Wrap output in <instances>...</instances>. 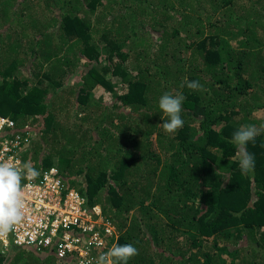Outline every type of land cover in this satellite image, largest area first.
Returning a JSON list of instances; mask_svg holds the SVG:
<instances>
[{"label": "trees", "instance_id": "trees-1", "mask_svg": "<svg viewBox=\"0 0 264 264\" xmlns=\"http://www.w3.org/2000/svg\"><path fill=\"white\" fill-rule=\"evenodd\" d=\"M260 27L264 0H0V103L36 131L23 163L56 167L99 204L114 245L138 249L128 264H264ZM106 73L127 85L110 102ZM165 93L185 98L173 134ZM249 124L255 168L242 174L231 141Z\"/></svg>", "mask_w": 264, "mask_h": 264}, {"label": "built area", "instance_id": "built-area-1", "mask_svg": "<svg viewBox=\"0 0 264 264\" xmlns=\"http://www.w3.org/2000/svg\"><path fill=\"white\" fill-rule=\"evenodd\" d=\"M32 131L0 114V161L22 165V152L30 147ZM24 217L0 238V254L9 248L31 250L71 264H97L118 238L99 204H91L76 188L67 185L56 167L34 179L22 180ZM113 241V243H112Z\"/></svg>", "mask_w": 264, "mask_h": 264}, {"label": "clouds", "instance_id": "clouds-1", "mask_svg": "<svg viewBox=\"0 0 264 264\" xmlns=\"http://www.w3.org/2000/svg\"><path fill=\"white\" fill-rule=\"evenodd\" d=\"M186 86L193 90L202 87L197 81H186ZM184 99L182 94L173 96L168 93L159 99V108L167 117L162 123V128L168 134H173L183 127L181 112ZM258 134V128L251 124L240 126L233 133L231 142L238 149L239 168L242 174L254 171L255 157L247 151V145L249 142L254 143ZM37 176L39 172L31 162H24L17 166L8 161H0V238L6 237L24 217L22 180L34 179ZM138 254V249L132 244H116L99 256L97 264H128L130 258Z\"/></svg>", "mask_w": 264, "mask_h": 264}, {"label": "rangeland", "instance_id": "rangeland-1", "mask_svg": "<svg viewBox=\"0 0 264 264\" xmlns=\"http://www.w3.org/2000/svg\"><path fill=\"white\" fill-rule=\"evenodd\" d=\"M28 10H31L32 11V9H28ZM33 11H34V9H33ZM261 29V30H260ZM260 32H259V34H258V36H259V38L261 37V39H264V27H260ZM128 62H125L124 63V67H126V69H128V70H130L131 69V65H130V63H128ZM31 73H32V71L31 70H28V71H26V75H25V73H22L21 74V79L24 81L25 79H27L28 80V87H26V88H24L23 89V92L22 93H24L23 95H25L26 93H27V91L29 90V88L32 86V84L33 85H35L36 83H35V81H34V83H33V79H32V82L30 81V77H31ZM105 77H107V79H110V80H112L111 82L116 86V91H114L106 100L108 101V102H110V101H112L113 99H114V97L116 96V93H120V92H122V89L124 90V91H126L127 89H126V87H127V85H126V83H124L123 84V82H121V78L120 77H118V76H113V74H107L106 73V75H105ZM122 85L123 86H126L125 88H122ZM120 88H122V89H120ZM97 92H96V94L97 95H100V93L101 92H104L105 91V89L103 88V87H99L97 90H96ZM113 95V96H112ZM102 97H104V96H102ZM105 98V97H104ZM111 98H112V100H111ZM5 105L4 106H1L2 105V103H0V114H2V115H5L6 117H8V115H7V111H8V109H10L9 108V106H8V104L7 103H4ZM254 115L255 116H257V117H260L261 118V116H263V118H264V110H258V111H255L254 112ZM33 119V117H29V120L27 119V120H25L26 121V123H25V125H23V127H25V128H28V129H30L31 131H32V133H33V135H34V138H36V136H35V133H36V131L34 130L33 131V129H32V126H31V120ZM39 122H42L41 120H39ZM16 123H17V121H16ZM19 123V122H18ZM18 123H17V125H18ZM28 123H29V125H28ZM20 124V123H19ZM21 125V124H20ZM34 126V125H33ZM28 150H26V151H23L22 152V157H23V155H24V153H26ZM22 160H23V158H22ZM73 188V187H72ZM20 250L19 249H16L15 247H13V248H9V250L7 251V255L5 256V254H4V256L6 257V261H4L5 262V264H11V262H13L14 261V258L15 257H18L17 258V261H16V264H30V263H34V260H33V257H36L35 258V260H36V263L38 262L39 264H55V261H54V259L53 258H44V256L43 255H45V254H43V255H40V254H38V253H35V252H33V251H22V252H19ZM7 259H9L8 261H7Z\"/></svg>", "mask_w": 264, "mask_h": 264}]
</instances>
